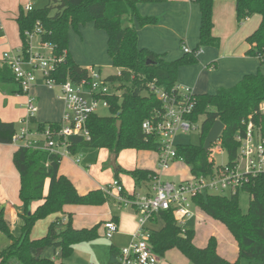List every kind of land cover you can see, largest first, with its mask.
Wrapping results in <instances>:
<instances>
[{
	"label": "trees",
	"instance_id": "trees-1",
	"mask_svg": "<svg viewBox=\"0 0 264 264\" xmlns=\"http://www.w3.org/2000/svg\"><path fill=\"white\" fill-rule=\"evenodd\" d=\"M201 9L200 40L191 52H185L175 60H166L165 54L142 48L138 43V30L134 24H126L135 18L143 27L155 25L158 18L142 16L137 8V0H54L46 6L32 11L19 8L16 22L22 39L23 54L28 55L30 40L37 26L43 29L41 43L49 42L54 52L61 55L66 52V60L53 72L57 82L71 80L75 83L91 80V70L78 64L70 53V29L80 32V28L89 22L104 30L108 35V54L117 74L105 78L115 85L122 94L106 96L109 101L110 115L90 116L87 127L91 138L87 140L78 135L69 137L70 150L76 155L80 148H107L113 160L114 177L119 179L125 173L132 177L136 187L152 182L157 172L150 169L135 168L126 170L117 164L121 151L126 148L152 149L159 151L157 136L146 134L142 129L145 120L152 118L162 108L151 85L172 91L178 85L180 67L198 63V54L204 47H219L220 40L213 35L215 0H194ZM238 23L252 15H260L259 27L247 37L249 48L246 54L258 57L264 64V0H234ZM185 44L183 43L182 46ZM0 90L6 94H23L12 68L8 64L0 66ZM195 106L187 117L195 123L204 115L198 144H177L178 158H183L193 175L209 174L214 170L210 160V150L204 149L205 140L217 121L225 128L221 133L220 145L230 160L238 155V132L244 131L243 121L251 118L264 134V75L246 74L236 85L219 88L215 93L193 95ZM121 121L118 130L117 122ZM54 123L53 125H57ZM45 124H40V127ZM16 133L15 122L4 121L0 117V143H13ZM62 156L44 149L20 146L13 154V162L20 174V198L24 212L20 214V235L12 232L5 217L4 208H0V231L7 235L10 242L0 252V264H67L65 262L74 253V245L95 240L99 237L101 223L91 228L76 229L73 226V214L66 212V205H102L109 201L110 194L102 189L86 194L78 189L66 175L60 173ZM251 201L256 208L245 212L239 203V195L201 194L194 198L196 206L211 218L223 223L238 243L239 258L232 262L218 252V241L211 236L205 247L194 243L195 230L183 229L178 224L172 210H162L154 215L152 221L162 219L163 226L151 230L150 243L157 255L177 247L191 264H240L242 259L264 262V174L253 177L247 186ZM123 194H127L126 191ZM34 202L37 207L31 213ZM54 217L47 233L33 237L36 225L45 219ZM60 252L61 260L45 256L48 247ZM120 250L111 247V258L118 261Z\"/></svg>",
	"mask_w": 264,
	"mask_h": 264
},
{
	"label": "crops",
	"instance_id": "crops-1",
	"mask_svg": "<svg viewBox=\"0 0 264 264\" xmlns=\"http://www.w3.org/2000/svg\"><path fill=\"white\" fill-rule=\"evenodd\" d=\"M29 4L32 3L30 2ZM5 5H3L0 0V21L3 28L0 33V56L6 50H20L22 47L20 38H17V44V42H14L11 35L7 32L6 21H11V18L9 19L8 15L2 11ZM20 6L22 5H19L17 14L13 16L15 21L18 16ZM137 8L142 16H153L158 18L157 24L143 27L138 25L136 18L131 22L137 27L138 43L140 47L149 49L156 53L165 54L166 60H175L181 57L183 53H185L182 46L183 43L191 50L196 48L200 40L201 25V9L197 2L194 0H137ZM249 21L252 22L247 25ZM260 23L261 16L257 14L248 17L242 23H238L235 1L215 0L213 35L220 40V46L204 47L198 54V63L180 67L178 85L181 88L189 87L197 94L215 93L219 88L232 87L236 85L246 74L257 73L261 70L264 75V64H262L261 60L258 57L246 54L247 49L250 47L247 42V37L259 27ZM86 31H88V33H86ZM74 33V30L71 29L70 42L72 41ZM75 37L77 49L80 51L79 57H75L72 53L71 44L70 53L78 64L89 69H99L101 74L104 66H113L112 60L107 51L108 35L104 30L97 29L94 22H89L86 26H82L80 28V32L78 34L75 33ZM103 51L105 52V56L107 55L106 57L108 61L106 62L99 61ZM84 52L85 56H83ZM94 59L95 61H93ZM118 72L119 69H117L115 74ZM54 89L47 87L41 82H37V84L33 87L32 93L37 97L39 110L33 120V123L31 124L32 127L39 126L41 123L45 125L54 123L59 124L61 121L64 111V102L60 98V88H58L59 93L56 100L60 103V113L58 117L57 115L53 116L50 111L45 109L47 100L45 101L44 98L47 94H51L56 97ZM3 93L5 92L3 91ZM21 95L22 94H18L16 96L21 98ZM0 117L4 121L15 122L13 120L4 119L2 116ZM9 145L13 146L14 143H0V208H4L5 217L13 231L15 223L18 224V227L20 228L22 222L20 214L23 213L24 205L18 197L20 194L21 180L20 174L13 162V154L20 146L15 144V151L10 152L8 148ZM121 152L117 161L120 158ZM64 157L66 161L73 163L72 165L75 168L70 169L65 167L61 162L60 173L71 179L79 193L86 194L96 189H102L105 191L106 187L104 184L96 181V179L88 173L90 169L89 167L86 169L88 172L81 168L82 160L80 156L67 155ZM77 157H80V161H77ZM121 166L126 169L123 165ZM154 167L155 166L151 165H139L138 162H136L135 165L129 167L130 169L128 170L143 168L155 171ZM76 169L82 170L85 175L90 176V179L83 178L76 171ZM112 171L114 176L113 167ZM159 175L161 176V174ZM122 176L124 178H122ZM125 179L128 189L124 183ZM118 180L130 196L135 193L147 192L151 185V182H149L140 187H136L132 177L125 173L120 174ZM117 195L118 190L114 196L117 197ZM37 205L38 202H34L31 205L30 213L35 210ZM117 205L122 208L124 207V209L119 208ZM125 207L126 206L121 204L119 200H117L116 204L108 201L102 205H66L64 210L73 214V226L76 229L91 228L96 224L101 223V227L98 232L99 237L104 238L106 237L104 234V223L112 219L118 224L119 231L113 238H111L112 240L109 243H106L101 239H95L74 245L73 255L66 259L65 262L67 264H119L118 261H114L111 258V247L115 246L118 250H121V248L129 245L132 240V235L138 227V218L135 210L131 207ZM194 207L200 209L198 206ZM195 215L196 213L193 217H195ZM205 215L207 214L205 213ZM53 219V216L47 219L48 222L45 230ZM161 220L162 219H159L158 217L157 221H151L148 224L149 229H155L154 227L158 225ZM35 229L33 237H41L42 234L39 233L40 235H38L35 232ZM2 233L3 232L0 231V243L4 242L2 241ZM218 252L229 261L234 262L238 260V243L231 233L230 236H227L226 242H222V240L218 237ZM58 255H60V252L54 250L53 258L56 259V256Z\"/></svg>",
	"mask_w": 264,
	"mask_h": 264
},
{
	"label": "built area",
	"instance_id": "built-area-1",
	"mask_svg": "<svg viewBox=\"0 0 264 264\" xmlns=\"http://www.w3.org/2000/svg\"><path fill=\"white\" fill-rule=\"evenodd\" d=\"M26 11H32L33 5L27 4ZM0 21V33L2 31ZM43 29L36 27L35 32L28 33L29 40L36 35L41 36ZM40 46L46 53L34 52L29 46L28 55L13 51L4 52L0 58V66L8 64L19 82L23 94L27 96V115L22 120L20 132L13 136V143L19 146L44 149L51 153H57L62 157L72 155L69 137L78 135L90 140L91 135L87 127L90 116L102 105L109 107L106 96L120 95L114 84L105 80L101 72L91 70L89 83L82 81L75 83L71 80L57 82L52 77L53 72L66 60V52L57 55L54 47L49 42ZM184 52L192 50L184 45ZM41 78L43 83L51 88H60V98L64 102L62 119L57 125L47 124L43 127H32L39 107L37 97L32 93L33 87ZM158 99L162 102V108L157 110L152 118L142 124L146 134L155 135L159 141V166L162 170L168 169L174 161L184 162L178 158L176 152L175 136L179 131L189 132L194 123L187 117L195 106L191 88H181L177 85L172 91L151 85ZM264 113V104L261 105ZM244 131L238 132L236 140L239 142L238 155L234 160L228 159L227 163L216 164L215 153H223L220 139L210 147V160L214 163V170L209 174L193 175L178 183L166 181L157 176L151 182L150 188L145 193L133 195L123 194V185L115 179L110 188H117V199L126 207L135 210L138 218V227L132 235L129 245L121 248L118 255L119 264H157L158 255L154 252L151 243V230L148 224L154 215L162 210H172L178 224L185 230V225L194 216L193 206H196L194 198L201 194H226L239 195L247 191L251 178L264 174V134L259 126L249 118L243 121ZM80 161V157H77ZM105 191L110 192L105 188ZM249 193V192H248ZM250 194V193H249ZM251 196V195H250ZM105 236L108 239L114 237L119 231V226L114 220L104 223Z\"/></svg>",
	"mask_w": 264,
	"mask_h": 264
},
{
	"label": "rangeland",
	"instance_id": "rangeland-1",
	"mask_svg": "<svg viewBox=\"0 0 264 264\" xmlns=\"http://www.w3.org/2000/svg\"><path fill=\"white\" fill-rule=\"evenodd\" d=\"M6 1V5H5ZM54 0H1V3L4 6L3 12H5L8 15V18L11 21H6L7 25V32L11 35L13 38L14 42H17V38H20V41L22 43V39L20 37V33L16 24L15 19H13V16L17 14L18 7L19 5H22L23 8L30 2L33 5L34 9L42 8L49 4L50 2H53ZM252 21H249L247 25H249ZM125 23L132 24L129 19L126 17L125 18ZM87 25V24H86ZM85 25V26H86ZM74 30L75 33L77 32L75 29L71 28ZM70 29V30H71ZM75 33L73 34L72 41L70 42L71 44V51L75 55V57H79L80 51L77 49V42H76V37ZM88 33V31H86ZM90 36V35H89ZM19 41V42H20ZM18 44V42H17ZM30 45L32 46V49L34 52H41L43 54L46 53L45 49L40 46V38L38 35L33 37L30 40ZM12 50H6L5 52H10ZM15 53H19V49L13 50ZM100 53V52H99ZM102 56L99 59V61H108L107 60V55L105 56V52L101 53ZM4 55L3 54L0 56L2 58ZM85 56V52L83 54ZM73 57V56H72ZM74 58V57H73ZM85 58V57H84ZM95 61V59L93 60ZM94 69V68H93ZM95 72H99V69H94ZM117 72V68L114 66H104L102 68V76L107 77L110 74H115ZM38 82L43 84V81L41 78L38 79ZM120 94H122L121 90H118ZM59 93V89L55 88L54 89V94L56 97H54L51 94H47L44 100H47V103L45 105V109L47 111H50L53 116L59 115L60 113V103L59 101L57 102V95ZM27 102V96L25 94L21 95V98H18L16 95H9L3 93V91L0 90V116H2L4 119H9L15 121L16 124V132H20V129L22 127V120L26 115V104ZM44 106V105H43ZM96 113L100 116H108L110 115V109L109 107L105 106H100L97 110ZM204 115H200L198 120L194 123V127L187 133L179 131L178 134L175 136V144H198L199 143V134L201 131V124L202 121L204 120ZM15 145V144H14ZM10 146L9 145V151L14 152L16 149V146ZM175 145V146H176ZM138 152V154H137ZM159 151H155L152 149H141L137 150L134 148H126L121 152L120 158L117 161V164L123 165L127 170L130 169L132 165H135L136 162H138L139 165H151L155 166L154 169L157 173L161 174V178L166 181H174L176 183L188 179L192 176V173L190 171L189 166L181 161H174L173 163L170 164L169 169L164 171L160 168L159 166ZM76 156L81 157V168H83L86 172H88L86 169L89 167V174L93 176L96 181L104 184V186L107 188V190L110 192V199L109 201L111 203L117 202V198L114 196L116 194L117 188H110V184L113 182L115 179L113 176V160L111 159V153L107 148H92V147H84L80 148L78 150V153ZM215 159H216V164H224L228 162V154L224 151L223 153L217 152L215 153ZM62 163L65 167H68L70 169H74L75 167L72 165L73 163H69V161H66L65 157L62 158ZM15 166V165H14ZM112 166V167H111ZM76 171L86 179H90V176L85 175L82 170L76 169ZM164 171V172H163ZM122 178H124L122 176ZM125 186L128 189V185L126 184V179L124 181ZM114 194V195H112ZM20 198V194L18 195ZM117 199V200H116ZM20 201L21 198H20ZM116 201V202H115ZM239 203L242 209L247 212L251 208H256L257 211H259V207L255 205L256 203L251 201L250 194L246 191H242L239 194ZM119 208L124 209V207H120L117 205ZM126 208V207H125ZM192 210L195 211L196 215L192 219H190L187 224L185 225V228L193 229L195 230V239L194 243L198 246L205 247L208 244V241L211 236H215L218 241V237L222 240V242H226L227 236H230L229 231L227 228L220 223L219 221L215 219H211L207 215H205L204 212H202L201 209H197L194 206L192 207ZM24 212V210H23ZM30 213V209H29ZM47 219L42 220L41 222L38 223L35 232L41 236H44L47 233V229L45 230V227L47 225ZM163 226V221L161 220L158 225H156L154 228L158 229ZM20 228L18 227V224H14L13 226V233L15 235H20ZM46 231V232H44ZM2 238L4 241L3 243H0V249L3 250L8 244H9V238L7 237L6 234L2 233ZM103 240L106 243L111 242L112 239H108L107 237H98L96 240ZM0 250V251H1ZM54 255V248L48 247L45 251V256L49 258H53ZM159 261L157 264H191V261L189 260L188 257H186L177 247L171 248L166 251L165 255L160 256ZM57 261L61 260V256L58 255L56 256ZM240 264H264L263 261H250L247 259H242L240 261Z\"/></svg>",
	"mask_w": 264,
	"mask_h": 264
},
{
	"label": "water",
	"instance_id": "water-1",
	"mask_svg": "<svg viewBox=\"0 0 264 264\" xmlns=\"http://www.w3.org/2000/svg\"><path fill=\"white\" fill-rule=\"evenodd\" d=\"M117 127L118 130H120L121 128V121L117 122ZM225 126L221 121H217L214 126L212 127L211 131L209 132L206 140H205V145H204V149L206 151H208L211 147V145H213L214 143H216L220 137H221V133L224 130Z\"/></svg>",
	"mask_w": 264,
	"mask_h": 264
}]
</instances>
